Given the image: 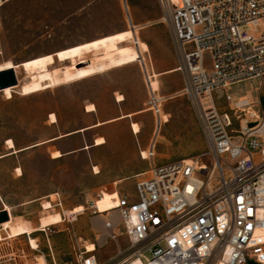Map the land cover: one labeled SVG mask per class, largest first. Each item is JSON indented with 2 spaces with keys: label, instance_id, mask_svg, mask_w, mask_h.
<instances>
[{
  "label": "rangeland",
  "instance_id": "374dc122",
  "mask_svg": "<svg viewBox=\"0 0 264 264\" xmlns=\"http://www.w3.org/2000/svg\"><path fill=\"white\" fill-rule=\"evenodd\" d=\"M128 12L138 27L139 45L145 43L149 46L147 58L152 64L153 73L160 75L157 78L158 90L166 98L162 114L163 128L160 134L156 131V135H159L156 164L186 160L208 162V157L204 156L206 144L198 116L188 98L181 94L184 86L182 74L167 73L177 68L179 62L171 31L161 23L162 13L154 0H127V4L121 0H10L0 8V51L7 49L16 61L35 59L33 57L86 45L94 39L129 32ZM123 47L141 51V45L140 49L136 48L132 40ZM73 55L75 64L71 60L63 63L57 61L49 70L55 75L62 68L71 74L78 70L81 78L40 93L23 95L21 87L31 77L24 69L18 68L19 85L12 89L11 98L0 93V157L10 152L15 154L14 150L36 144L40 146L42 141L60 135L72 134L65 138L60 136L62 139L57 142L0 160V194L11 205L5 206L13 210L16 218L27 220L34 227L38 226L43 216L59 214L43 210L45 203L61 202L62 209L70 212L79 206L88 208L92 202L96 203L97 194L107 199L117 193L133 195L135 183L141 179L136 176L149 170V163L142 161L141 152L147 149L153 137L154 117L147 110V91L139 64L135 62L108 70L106 58L98 56L89 46L76 49ZM205 60L210 64L209 55ZM126 68H129V72L121 75L119 71ZM137 74L140 76L139 82ZM114 91L126 93L130 109L142 110L138 119L134 120L140 132L133 135L131 122L119 121L104 128L77 133L90 123L84 117L83 107L97 100L100 112L107 116L112 104L106 97L112 96ZM227 93L235 101L249 99L252 103L259 102L264 113V80L238 83ZM89 107L95 106H88L87 111ZM166 117L169 122L164 123ZM100 137L105 138V144L95 147L94 141ZM9 139L14 141V149L9 148ZM85 145L88 146L84 150L92 148L72 153L55 162L51 160V153L52 158L56 159L54 153L75 152ZM18 165L22 168L23 177L18 176L22 172L15 171ZM97 208L100 213H105L115 209V202L98 204ZM102 229L100 220L88 208L76 221L63 220L60 225L49 227L45 232L34 233L32 238L48 260L51 261L53 256L57 264H71L81 251L93 245L97 230ZM0 231L7 239V232L3 229ZM118 246L125 251L130 248L127 239L122 237L118 244L110 243L98 252L99 261L104 263L114 257ZM22 250L25 256L21 255ZM124 255H128V252ZM37 256L29 236L0 242V264H14V261L30 264Z\"/></svg>",
  "mask_w": 264,
  "mask_h": 264
},
{
  "label": "built area",
  "instance_id": "2783aa9c",
  "mask_svg": "<svg viewBox=\"0 0 264 264\" xmlns=\"http://www.w3.org/2000/svg\"><path fill=\"white\" fill-rule=\"evenodd\" d=\"M9 1L0 0V8ZM154 2L171 31L181 94L198 116L209 160L156 164L166 98L153 88L152 64L140 51L154 117L153 137L141 152L149 170L138 176L133 195L119 194L114 210L100 213L95 202L89 205L103 229L94 252L85 248L71 264H264V113L259 102L235 101L227 93L238 83L264 80V0ZM127 14L139 48L138 27ZM62 208L61 202L48 204L47 211L76 221L88 210L70 215ZM122 237L130 248L118 246L114 257L100 262L98 252ZM32 249L38 256L30 264H57L39 246Z\"/></svg>",
  "mask_w": 264,
  "mask_h": 264
},
{
  "label": "bare ground",
  "instance_id": "6f19581e",
  "mask_svg": "<svg viewBox=\"0 0 264 264\" xmlns=\"http://www.w3.org/2000/svg\"><path fill=\"white\" fill-rule=\"evenodd\" d=\"M133 38H135L134 31L124 32V33H118L111 35L109 37L94 39L90 43L86 45H81L79 47L71 48V49H65L57 51L55 54L45 55V56H39V58L31 59L28 61L21 62L19 66H15L12 62H6L2 66H0V72L6 69H14L16 71L18 68L24 69L29 75H30V81L22 85L21 92L23 95H31L35 93H40V91L47 90L53 87H58V85L65 84L71 81H74L78 78L82 77V74L75 70L73 74L69 73L65 68H62L60 70V73L53 74L50 72L49 67L54 66V64L58 62H67L71 60L73 64L76 63V59L74 58L73 53L76 49L82 48L84 46H89L92 51L96 52L98 56H103L106 58V64L108 66V70H112L115 68H121L124 66H127L129 64L135 63L141 59L140 51L132 50L130 47L126 48L123 47V44L128 43ZM141 45V53H147L149 50V46L145 43H140ZM122 46V47H121ZM0 51V55H1ZM63 54V56H61ZM177 70V69H176ZM178 71V70H177ZM175 72V70L171 71L170 73ZM160 75L157 73L152 74V86L155 89H159L157 78ZM15 88V87H13ZM12 87L6 88L2 93H5V95L8 98H11L12 96ZM119 101H123L124 99L119 96ZM95 107H89L88 112H94ZM54 122H56V119L54 116L51 117ZM168 118V117H167ZM167 118L165 122L167 121ZM100 124L95 125L99 126ZM93 127V128H95ZM89 129V128H88ZM88 129H83L81 132H84ZM132 129L135 134H138L140 132L139 126L136 123H133ZM105 144V140L103 138L97 139L95 142L96 146ZM41 145V144H40ZM8 146L10 149L15 148L14 141L12 139L8 140ZM17 151L14 150V153ZM62 155L60 153H54L53 157L56 159H59ZM185 162H188L187 160ZM192 160L188 163H191ZM18 172H21L20 169H17ZM119 197V193L115 194V196L111 199H107L102 196L101 199H98L96 201V208L98 204H106L109 202H115L116 205V199ZM48 204L45 203L43 205L44 210L47 211ZM83 206H79L77 208H74V210L70 211V215H74L79 213L80 211H84ZM114 210V209H111ZM111 210H107L111 211ZM4 211L10 213V219L0 224V229H3L4 232H7V239L9 238H15V237H23V236H29L30 244L33 248H37L35 240L32 238V235L37 232H43L44 230H47V228L52 226L60 225L63 222V217L60 214H48L43 216V218L40 219L38 226L34 227L32 224L25 220L18 219L14 216L13 210L9 206L4 207ZM105 212V213H106ZM3 233V232H2ZM2 233L0 231V242H3L7 239H4L2 236ZM89 252H94L95 247L94 245H91L88 247ZM41 261V260H39Z\"/></svg>",
  "mask_w": 264,
  "mask_h": 264
},
{
  "label": "crops",
  "instance_id": "0c3cea01",
  "mask_svg": "<svg viewBox=\"0 0 264 264\" xmlns=\"http://www.w3.org/2000/svg\"><path fill=\"white\" fill-rule=\"evenodd\" d=\"M86 43V42H85ZM78 44H82V43H78ZM75 45H77V44H75ZM73 47V46H72ZM2 54L0 55V65L1 64H3L4 62H6V61H11L13 64H15V65H18V64H21V62H23V61H26V60H30V59H32V58H28V59H23V60H21V61H16V60H14L12 57H11V55L10 54H8V50L7 49H3L2 51ZM39 56H41V55H39ZM38 56V57H39ZM33 58H37V57H33ZM178 68V67H177ZM177 68H175V69H172V70H170V72L171 71H173V70H175V72H179V71H177L176 69ZM127 72H129V68H126V69H122V70H120L119 71V73L121 74V75H123V76H125L126 74H127ZM170 72H167V73H170ZM167 73H164V74H167ZM173 73V72H172ZM165 76V75H164ZM136 78H137V81L139 82L140 81V76H139V74H137V76H136ZM182 91V90H181ZM1 93V92H0ZM117 95H121V96H123V101H118L117 99H116V97H117ZM165 98V97H164ZM106 100L107 101H109L112 105H111V112L109 113V114H107V116H104L101 112H100V110H99V102L97 101V100H94V103H87L84 107H83V113H84V117L87 119V120H89L90 121V123H89V125H88V127H86V128H84V129H87V128H89L88 130H86L85 132H88V131H92V130H95V128H104L105 126H108V125H110V124H113V123H115V122H119V121H130L131 123H130V129H131V132H132V134L133 135H135L136 136V134L134 133V131H133V129H132V125H133V123H136V124H138L137 122H134V120H136V119H138V117L137 116H139L141 113H142V110H139V109H134V108H129V106H128V99H127V95H126V93H123L122 91H120V92H118V91H114L113 93H112V96H109L108 98L106 97ZM95 106V112H88L87 111V107L88 106ZM167 118V117H166ZM167 122H169V119H167V121L166 122H164V123H167ZM97 124H100L99 126H96L95 128H93L95 125H97ZM81 130V129H80ZM80 130H78V131H80ZM77 131V133H82V132H78ZM84 132V133H85ZM77 133H75V134H77ZM72 134H65V135H60V136H63L62 138H65V137H68V136H71ZM59 136V137H60ZM149 136V135H148ZM147 136V137H148ZM59 137H57V138H52V139H48V140H46V141H42L41 143H39V144H41V145H44V144H47V143H54V142H57V141H59V139H62V138H59ZM147 137H145V138H147ZM100 138H104V137H100ZM99 139V138H98ZM105 139V138H104ZM144 139V138H143ZM97 139H95V141H96ZM151 140V139H150ZM95 141H94V144H95ZM106 141V140H105ZM150 142V141H149ZM94 144H93V148H95V147H101V146H103V145H99V146H95L94 147ZM36 145H38V144H36ZM36 145H33V146H30V147H25V148H23V149H21V150H16V151H18L17 153H15V154H18V153H23L24 151H27V150H29V149H34V148H38V147H41V145L40 146H36ZM149 145V144H148ZM86 146H88V145H85V146H83V147H81V148H79V149H77V151H75V152H67V153H62V152H60L63 156L62 157H60V159H62V158H66L67 156H69V155H71L72 153H77V152H82V151H87V150H90L92 147H90L89 149H87V150H84V148L86 147ZM59 152V151H58ZM54 153V152H53ZM15 154H12V152H10L9 154H6L5 156H3V157H0V160H6V158H8V157H10V156H12V155H15ZM51 155V160H53L54 162L55 161H57V160H60V159H53L52 158V153L50 154ZM142 159V158H141ZM142 161H144V160H142ZM21 169V172H22V168L20 167V165H18L17 167H15V171L17 170V169ZM132 170H134V169H132ZM132 170H130L129 169V171H132ZM17 172V171H16ZM18 174V173H17ZM139 175H141V174H139ZM139 175H137L136 177H138ZM18 176L19 177H23L24 176V174H23V172H22V175H19L18 174ZM56 196V195H55ZM32 202H34V201H32ZM51 203V202H50ZM5 205H9V206H11L9 203H6L5 201H4V198L1 196V194H0V207H2L1 209H0V211H2V210H4V206Z\"/></svg>",
  "mask_w": 264,
  "mask_h": 264
},
{
  "label": "water",
  "instance_id": "95a60500",
  "mask_svg": "<svg viewBox=\"0 0 264 264\" xmlns=\"http://www.w3.org/2000/svg\"><path fill=\"white\" fill-rule=\"evenodd\" d=\"M18 85L17 75L14 69H6L0 72V92L6 88L17 87ZM9 219L8 212L0 211V224L7 222Z\"/></svg>",
  "mask_w": 264,
  "mask_h": 264
},
{
  "label": "snow or ice",
  "instance_id": "6c2138e0",
  "mask_svg": "<svg viewBox=\"0 0 264 264\" xmlns=\"http://www.w3.org/2000/svg\"><path fill=\"white\" fill-rule=\"evenodd\" d=\"M61 56H63V54H61Z\"/></svg>",
  "mask_w": 264,
  "mask_h": 264
}]
</instances>
